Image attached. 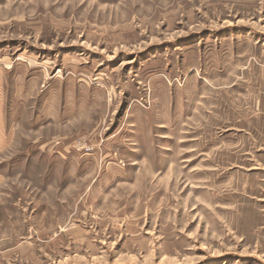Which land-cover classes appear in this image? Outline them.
<instances>
[{"label":"rangeland","instance_id":"rangeland-1","mask_svg":"<svg viewBox=\"0 0 264 264\" xmlns=\"http://www.w3.org/2000/svg\"><path fill=\"white\" fill-rule=\"evenodd\" d=\"M0 264H264V0H0Z\"/></svg>","mask_w":264,"mask_h":264}]
</instances>
